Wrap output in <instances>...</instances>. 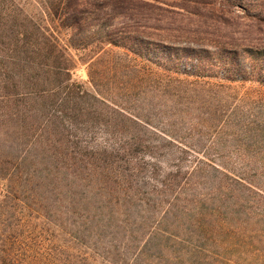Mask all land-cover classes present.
Listing matches in <instances>:
<instances>
[{
  "label": "rangeland",
  "instance_id": "374dc122",
  "mask_svg": "<svg viewBox=\"0 0 264 264\" xmlns=\"http://www.w3.org/2000/svg\"><path fill=\"white\" fill-rule=\"evenodd\" d=\"M166 8L175 10L168 15L177 16L176 27L200 34L198 41L186 39V33L178 43L156 41L148 54L150 61L143 64L162 73L160 66L166 57L161 50L171 48L173 52L181 51V68H217L219 77L210 71L212 76L206 78L212 83L236 86L237 82L220 78L241 80L250 76L252 81L239 90V97L245 95L246 102L230 96L233 92L199 87L195 104L189 112L176 116L175 125L170 127L162 114L165 90L157 87L162 79L128 83L125 74L131 79L136 74L132 68L114 74L105 80L110 83L105 87L110 98L127 102L132 112L150 118L158 128L176 130L181 138L166 141L149 128V148L135 150L126 158L108 157L105 163L94 162V167L104 165L115 170V175L102 174L99 168V172L73 168L66 160L56 159L52 150L40 147V142L34 147L30 138L13 137L12 133L24 125L11 121L7 105L0 104V241L8 239L18 244L23 261L264 264V244L258 233L264 228L262 209L253 206L249 211L248 206H236L235 198L241 194L227 188L237 184L224 178L214 166H224L264 186V170L255 168L264 165L262 145L249 143L238 129L222 126L224 116L216 115L237 104V124L243 115L250 113L259 119L264 113V95L259 91L264 88L255 81L264 82V0H218L215 12L202 9L197 15L172 6ZM2 36L5 33L0 30V54L5 57L8 44ZM108 60H100V67L108 65ZM116 64L118 69L125 65ZM74 79L87 82V67L80 65ZM125 85L136 88L128 94ZM112 125L111 121L108 126ZM90 132L85 128L76 133L89 150L99 145L113 146L123 136L100 125ZM80 164L87 168V163ZM214 202H223L224 206L217 217Z\"/></svg>",
  "mask_w": 264,
  "mask_h": 264
},
{
  "label": "trees",
  "instance_id": "16d2710c",
  "mask_svg": "<svg viewBox=\"0 0 264 264\" xmlns=\"http://www.w3.org/2000/svg\"><path fill=\"white\" fill-rule=\"evenodd\" d=\"M217 2L218 0H0V30L5 33L2 39L8 44L5 46L8 48L6 56L0 54V104L7 105L11 121L24 125L17 129L18 132L12 133V136L30 138L36 144L34 147L40 142V147L52 150L56 159L66 160L73 168L95 172L102 169V174L115 175L118 174L115 170L106 169L104 165L98 169L94 167V162L105 163L108 157L126 158L135 150L149 148L146 138L149 128L160 133L166 141H179L181 138L176 130L158 128L150 118L135 114L127 102L110 98V92L105 89L110 83L105 80H110L114 74L118 75L132 68L136 69V74L133 79L125 74L128 83L134 81L139 84L153 77L162 79L157 87L165 90L166 102L162 114L170 127L175 125L176 116L180 113L182 115L184 111L189 112L195 104L199 87L205 89L214 86L222 91L233 92L234 95L230 96L245 103L246 97L244 95L240 98L239 90L245 88V82L252 81L250 76L241 80L231 76L220 78L237 82L236 86H227L221 81L212 83L206 78L211 77L210 71L217 68L209 70L198 67L197 71L181 68L178 62L181 51L173 52L171 48L170 51H167L168 48L161 50L166 57L160 66L162 73L143 64L145 60L150 61L148 54L157 45L156 41L178 43L180 36L185 33L189 35L186 39L198 41L200 36L197 31L176 27L177 16L168 15L175 10L171 11L166 6L183 9L189 15H197L202 9L215 12ZM259 21L260 24L262 19L259 18ZM1 45L3 46V42ZM111 57L121 58L114 60ZM106 58H109L108 65L100 67L101 61ZM115 62L125 63L121 66L123 69L116 68ZM80 65L86 66L88 70L89 79L85 83L74 79L75 71ZM214 75L219 77L218 71ZM255 81L264 88V82ZM184 86L188 90L183 89ZM135 88L136 86L125 85L128 94ZM259 91L264 95V89ZM138 92L143 93L141 90ZM232 107L230 110L225 109L223 114L222 111L217 112L216 115L224 116L222 126L225 124L228 128L242 131L249 143L262 145L264 148V113L259 119L250 113L249 116L243 115L239 117L240 123L237 124L235 119L240 107L238 104ZM116 116L118 121H113ZM110 120L112 126H108ZM95 125L114 129L116 133L123 135L122 139L110 147L99 145L92 150L85 148L84 140L76 133H81L85 128L91 133L90 130L95 129ZM131 125L134 129L137 127L138 131L130 129ZM128 130L131 132L125 135ZM81 162L87 163V168L80 166ZM214 166L224 178L232 179L237 184H232V189L231 185L227 188L230 192L241 194L235 198L236 206H248L249 211L257 206L264 213V186L255 180L242 178L240 174L231 172L224 166ZM255 168L264 170V165ZM219 189H216L217 192ZM257 202L262 205H257ZM213 205L217 208L214 214L217 217L218 211L224 207L223 202H214ZM216 225L219 226V222ZM258 233L264 244V228H260ZM17 246L18 244H13L8 239L0 241V264H34L33 261H23L20 258V248Z\"/></svg>",
  "mask_w": 264,
  "mask_h": 264
}]
</instances>
